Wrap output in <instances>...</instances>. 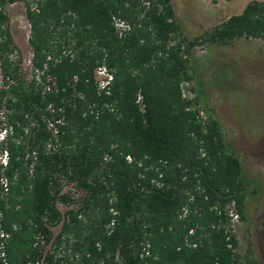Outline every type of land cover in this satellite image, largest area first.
Listing matches in <instances>:
<instances>
[{"label": "trees", "instance_id": "obj_1", "mask_svg": "<svg viewBox=\"0 0 264 264\" xmlns=\"http://www.w3.org/2000/svg\"><path fill=\"white\" fill-rule=\"evenodd\" d=\"M17 1L30 73L6 13ZM241 38L264 39V1L188 39L171 0H0L6 264H241L242 164L183 88L194 47Z\"/></svg>", "mask_w": 264, "mask_h": 264}, {"label": "rangeland", "instance_id": "obj_2", "mask_svg": "<svg viewBox=\"0 0 264 264\" xmlns=\"http://www.w3.org/2000/svg\"><path fill=\"white\" fill-rule=\"evenodd\" d=\"M249 1L171 0V3L183 35L191 39L230 15L240 13ZM6 13L21 66L30 73L25 5L22 1L11 3ZM190 62L193 81L184 85L185 95L196 98L203 118L210 114L220 123L228 150L242 164L245 217L243 221H233L241 264H261L264 175L258 158L259 147L252 140L260 142L264 133V39L241 38L229 46H197L192 49ZM69 188L66 186L64 190ZM60 210L64 212L66 208L60 206ZM58 231L59 227L53 228L55 234Z\"/></svg>", "mask_w": 264, "mask_h": 264}, {"label": "built area", "instance_id": "obj_3", "mask_svg": "<svg viewBox=\"0 0 264 264\" xmlns=\"http://www.w3.org/2000/svg\"><path fill=\"white\" fill-rule=\"evenodd\" d=\"M208 1H213V0H208ZM116 26L119 28L124 29L125 27H127L125 24H123V22H117L116 21ZM96 78L98 80V86L99 88H104L105 86L108 85V83L110 82V80L112 79V75L111 73L107 70V68L105 66H100L96 69ZM0 118H2V113L0 112ZM7 128L3 127L0 129V140H2L7 132ZM6 160H7V154L6 152H4L1 156H0V162L5 165L6 164ZM4 190L7 189L6 186V180L4 178L0 179ZM229 216L231 217L232 221H236L237 220V214L233 211L230 210L229 212ZM0 236H3V234H1ZM43 242V241H41ZM145 254H147V252L145 251ZM0 261L1 264H6V260L4 258V254L0 251Z\"/></svg>", "mask_w": 264, "mask_h": 264}, {"label": "flooded vegetation", "instance_id": "obj_4", "mask_svg": "<svg viewBox=\"0 0 264 264\" xmlns=\"http://www.w3.org/2000/svg\"><path fill=\"white\" fill-rule=\"evenodd\" d=\"M253 142H255L258 147H259V160H260V169L261 172H263L262 174L264 175V133L262 134L261 140L260 142L256 141V140H252ZM260 224L262 225V229L260 231V235L264 240V212L263 214H261V222ZM260 263L264 264V251H262L261 254V259H260Z\"/></svg>", "mask_w": 264, "mask_h": 264}]
</instances>
